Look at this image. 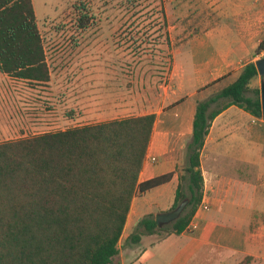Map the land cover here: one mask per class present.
<instances>
[{"label": "trees", "instance_id": "1", "mask_svg": "<svg viewBox=\"0 0 264 264\" xmlns=\"http://www.w3.org/2000/svg\"><path fill=\"white\" fill-rule=\"evenodd\" d=\"M262 51L264 41L256 54ZM0 71L50 80L32 0H0ZM258 76L251 62L236 82L198 102L188 164L171 210L185 199L189 205L171 227L159 228L154 215L144 217L130 243L187 231L203 200L200 156L211 124L231 106L263 118L261 88L251 87ZM155 122L150 114L1 143L0 264H112L133 199L174 175L139 183Z\"/></svg>", "mask_w": 264, "mask_h": 264}, {"label": "crops", "instance_id": "2", "mask_svg": "<svg viewBox=\"0 0 264 264\" xmlns=\"http://www.w3.org/2000/svg\"><path fill=\"white\" fill-rule=\"evenodd\" d=\"M215 4L220 20L191 38L190 53L173 54L175 90L168 97L169 103L160 112L144 114H155L156 122L139 183L174 175L169 183L133 199L121 238L126 236V246L120 247L112 264H142L144 248L156 250L173 239L177 241L170 245L174 247L172 264H181V258L183 264H189L212 247L229 254L264 249V117L256 118L237 106L229 107L212 122L201 151L203 201L205 198L209 209L197 210L193 234L187 230L160 241L155 234L144 236L136 245L129 242L144 217L169 212L174 205L180 177L185 174L181 173V156L193 134L198 102L236 82L247 64L264 56L255 53L264 36V0H217ZM263 80L259 75L251 87L257 84L261 88ZM49 81L21 79L0 71V137L15 133L20 122L30 120L16 112V99H26L15 87L37 88ZM25 93L30 92L24 91L22 96Z\"/></svg>", "mask_w": 264, "mask_h": 264}, {"label": "rangeland", "instance_id": "3", "mask_svg": "<svg viewBox=\"0 0 264 264\" xmlns=\"http://www.w3.org/2000/svg\"><path fill=\"white\" fill-rule=\"evenodd\" d=\"M32 1L50 83L29 89L15 87L26 99H16V112L30 120L20 122L15 133L0 137V144L160 112L175 90L173 54L190 53L191 38L220 20L217 0ZM24 91L30 93L22 96ZM181 158L184 173L186 150ZM171 235L160 232L156 240ZM125 237L120 247L126 246ZM173 241L177 239L156 250L144 248L139 263L172 264ZM145 250L149 251L143 255ZM244 252L229 254L212 247L189 264H264V249ZM179 261L183 264L182 258Z\"/></svg>", "mask_w": 264, "mask_h": 264}, {"label": "water", "instance_id": "4", "mask_svg": "<svg viewBox=\"0 0 264 264\" xmlns=\"http://www.w3.org/2000/svg\"><path fill=\"white\" fill-rule=\"evenodd\" d=\"M256 66L259 72V75L264 78V58L256 62ZM261 98H262V110L264 117V80L261 83ZM190 200L185 199L176 209L171 210L165 213H159L156 215V222L159 228H162L167 225H171L179 220L184 214L186 208L189 205Z\"/></svg>", "mask_w": 264, "mask_h": 264}, {"label": "built area", "instance_id": "5", "mask_svg": "<svg viewBox=\"0 0 264 264\" xmlns=\"http://www.w3.org/2000/svg\"><path fill=\"white\" fill-rule=\"evenodd\" d=\"M208 209H209L208 203H207V201H205V198H204V201L202 200V203H201L200 207L198 208V210L207 211ZM196 228H197V225L192 220V222L189 225L187 230H196Z\"/></svg>", "mask_w": 264, "mask_h": 264}]
</instances>
